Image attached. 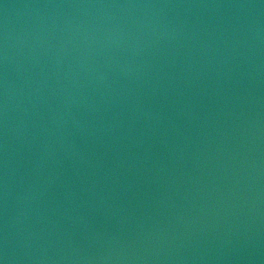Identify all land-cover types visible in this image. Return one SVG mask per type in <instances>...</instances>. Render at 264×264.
<instances>
[{"label":"water","instance_id":"obj_1","mask_svg":"<svg viewBox=\"0 0 264 264\" xmlns=\"http://www.w3.org/2000/svg\"><path fill=\"white\" fill-rule=\"evenodd\" d=\"M0 264H264V0H0Z\"/></svg>","mask_w":264,"mask_h":264}]
</instances>
